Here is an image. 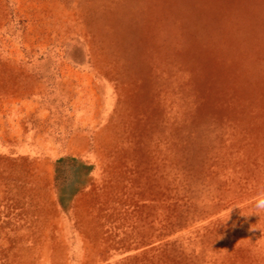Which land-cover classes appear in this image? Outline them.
I'll use <instances>...</instances> for the list:
<instances>
[{
    "label": "rangeland",
    "instance_id": "374dc122",
    "mask_svg": "<svg viewBox=\"0 0 264 264\" xmlns=\"http://www.w3.org/2000/svg\"><path fill=\"white\" fill-rule=\"evenodd\" d=\"M264 0H0V264H264Z\"/></svg>",
    "mask_w": 264,
    "mask_h": 264
},
{
    "label": "clouds",
    "instance_id": "9594fccd",
    "mask_svg": "<svg viewBox=\"0 0 264 264\" xmlns=\"http://www.w3.org/2000/svg\"><path fill=\"white\" fill-rule=\"evenodd\" d=\"M256 207L258 211L264 212V200L258 201Z\"/></svg>",
    "mask_w": 264,
    "mask_h": 264
}]
</instances>
